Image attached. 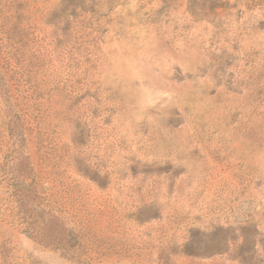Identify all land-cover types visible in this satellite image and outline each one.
<instances>
[{"label": "rangeland", "instance_id": "374dc122", "mask_svg": "<svg viewBox=\"0 0 264 264\" xmlns=\"http://www.w3.org/2000/svg\"><path fill=\"white\" fill-rule=\"evenodd\" d=\"M0 264H264V0H0Z\"/></svg>", "mask_w": 264, "mask_h": 264}, {"label": "trees", "instance_id": "16d2710c", "mask_svg": "<svg viewBox=\"0 0 264 264\" xmlns=\"http://www.w3.org/2000/svg\"><path fill=\"white\" fill-rule=\"evenodd\" d=\"M21 190H15L14 192H15V195L17 196V199H18V203H19V205L20 206H24L25 205V202H26V200H27V197H28V194H27V190H24V192L23 193H21L20 192ZM50 222L48 221V224H49ZM27 224H29V222L27 221ZM51 224V223H50ZM47 222L46 223H44L42 226H40L42 229H44L45 230V228H47ZM39 234H40V237H44V235L41 233V232H39ZM49 242H51V243H55L56 242V239H55V237L54 238H51L50 240H49Z\"/></svg>", "mask_w": 264, "mask_h": 264}]
</instances>
